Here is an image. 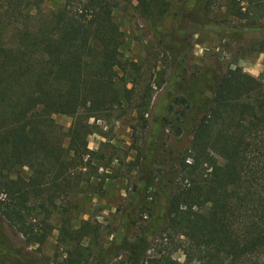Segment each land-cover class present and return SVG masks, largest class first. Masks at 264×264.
<instances>
[{
	"label": "trees",
	"instance_id": "obj_1",
	"mask_svg": "<svg viewBox=\"0 0 264 264\" xmlns=\"http://www.w3.org/2000/svg\"><path fill=\"white\" fill-rule=\"evenodd\" d=\"M116 1L129 2L64 0L43 11L42 0H0V216L26 244H41L54 228L62 264H110L119 255L124 264H264V63L256 77L238 66L180 75L170 103L182 109L177 114L169 104L151 123L174 134L190 126L188 146L170 155L160 138L153 151L138 153L135 182L112 224L71 223L76 203L69 196L82 183L101 187V154L86 143L94 120L123 103L143 118L151 96L145 90L133 101L127 86L137 68L120 54ZM151 1L137 0L147 20ZM244 1L242 11L234 0L228 8L256 29L264 0ZM204 2L194 1L195 18L205 16ZM52 114L71 117L65 131ZM52 217L54 227L43 223ZM101 230L110 235L106 246ZM170 241L182 262L163 249Z\"/></svg>",
	"mask_w": 264,
	"mask_h": 264
},
{
	"label": "rangeland",
	"instance_id": "obj_2",
	"mask_svg": "<svg viewBox=\"0 0 264 264\" xmlns=\"http://www.w3.org/2000/svg\"><path fill=\"white\" fill-rule=\"evenodd\" d=\"M194 1L152 0L150 20L141 16L137 0L115 2L111 14L122 33L120 54L134 62L137 68L127 86H132L133 101L137 102L145 90L151 96L143 118L139 117L133 104L123 103L109 111V118L94 120L95 130L87 136L86 143L89 149H96L101 154V165L97 169L102 178L101 187L94 194L91 188L82 185L81 191L69 196V200L76 203V208L70 210L77 218L71 219L72 224H78L80 218L101 225L113 223L115 208L135 182L139 152L153 151L160 138L170 155H178L188 146L192 135L190 126H183L179 134H174L172 127L167 126L161 131L158 123H151V114L156 110L164 111L171 104V95H179L177 90L182 76L189 78L209 67L223 71L226 67L238 66L253 77L263 72L264 18L257 20L262 27L248 28L247 20L229 10L230 0H205V16L199 19L193 15ZM234 1L235 7L242 11L245 1ZM63 2L42 0L40 7L43 11L54 10ZM0 13H3L1 7ZM4 20L5 16H0V24ZM26 22L34 23L32 19ZM172 74L176 81L171 79ZM171 105L177 114L183 107ZM52 118L64 131L71 121L65 114H52ZM66 143L67 139L63 138V146ZM21 173L27 175V168L22 167ZM30 222L34 227H42L40 219H30ZM43 223L54 227L56 219H45ZM56 236L57 231L51 228L41 244H26L24 237L0 216V264H62L65 253ZM109 239L110 235L101 230L98 240L103 246ZM174 243L170 241L169 246L162 243L163 249L171 250ZM170 256L178 262L183 261L179 248L172 249ZM259 259L264 261V254ZM110 264H124V256L112 258Z\"/></svg>",
	"mask_w": 264,
	"mask_h": 264
},
{
	"label": "crops",
	"instance_id": "obj_3",
	"mask_svg": "<svg viewBox=\"0 0 264 264\" xmlns=\"http://www.w3.org/2000/svg\"><path fill=\"white\" fill-rule=\"evenodd\" d=\"M94 181L96 182V180H94ZM82 185H84L85 188H87L86 184H85V183H82V184L80 185V189H81V186H82ZM91 189H92V188H91ZM92 190H93V189H92ZM92 193L96 194V192H95L94 190L92 191Z\"/></svg>",
	"mask_w": 264,
	"mask_h": 264
}]
</instances>
